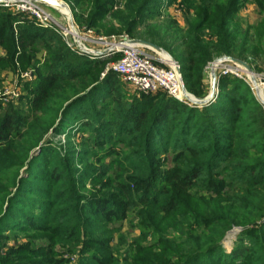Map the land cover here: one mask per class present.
<instances>
[{
  "label": "trees",
  "instance_id": "trees-1",
  "mask_svg": "<svg viewBox=\"0 0 264 264\" xmlns=\"http://www.w3.org/2000/svg\"><path fill=\"white\" fill-rule=\"evenodd\" d=\"M199 2L202 11L185 31L176 29L149 38L178 64L185 90L196 99L204 97L202 75L209 63L219 57L245 61L249 57L257 58L264 40V34H251L249 29L242 31L233 22L236 14L233 0ZM90 4L89 25H92L99 10L96 1ZM146 8L143 2L138 11ZM44 36L56 38L58 46L54 49L43 46ZM0 45H4L10 55L4 60L21 66L27 63L29 52L45 48L49 54L43 67H35L36 79L27 116L6 112L0 119V172L5 170L4 184L0 181V231L37 229L25 214L26 207H35L28 197L43 194L47 199L49 194L52 199L50 190L41 189L56 186L62 178L46 136L72 131V120H80L82 131L93 130L90 123L96 119L92 114L88 123V112L92 110L89 107L91 103L114 100L119 78L111 72L103 78L100 76L107 61L117 58L94 62L78 56L51 31L37 27L23 15L1 8ZM137 103L140 110L126 122L131 123L135 132L144 127L149 132L162 130L163 137L156 143L166 144V147L171 143L175 151L176 165L160 178L159 195L186 194L198 188L199 182L195 183L198 180L206 184L204 190L209 195L206 203L198 208L204 218L205 231L209 228L213 231L191 240L189 250L184 256H177L180 258L175 264H203V260L208 261L207 264H247L251 249L264 253V224L259 234L253 236L249 248H242L239 243L225 255L220 244L230 228L237 226L243 229L242 235L248 234L249 228L264 218V197L260 194L264 185V110L248 87L237 78L220 77L215 97L199 109L161 93L143 97ZM124 113V117L131 114ZM102 124L107 133L113 131L112 124L109 126L105 121ZM205 140L207 144H203ZM63 162L59 160L62 167ZM24 166L26 177L20 178ZM230 181L242 186L234 204H211L213 199L221 198L224 190H229ZM13 189L16 194L12 198ZM253 192L256 194L252 195ZM249 199L256 208L253 212L246 210L252 208L251 204H246ZM128 205L124 202L116 212H110L106 204H93V216L111 223L124 217ZM95 264L103 263L95 261Z\"/></svg>",
  "mask_w": 264,
  "mask_h": 264
},
{
  "label": "rangeland",
  "instance_id": "rangeland-1",
  "mask_svg": "<svg viewBox=\"0 0 264 264\" xmlns=\"http://www.w3.org/2000/svg\"><path fill=\"white\" fill-rule=\"evenodd\" d=\"M59 1L68 7L75 30L82 36L85 31L91 32L88 35L91 39L126 36L130 40L153 46L156 45L149 40L153 34L162 35L176 29L183 32L196 21L197 14L202 11L199 0ZM92 1H96L99 11L94 23L89 25ZM218 1L222 3L225 0ZM233 1L236 10L233 22L242 31L249 29L251 34H264V0ZM143 2L147 4L146 10L138 11ZM45 10L60 27H67V20L56 7L52 8L53 11L47 8ZM44 37L43 46L51 49L58 46L56 38ZM4 48V45H0V60H3L0 61V119L6 112L25 117L29 111V100L36 79L35 67H43L46 63L43 61H46L49 54L45 48L29 52L27 63L21 66L4 60L10 56ZM222 58L224 57L214 59L204 68L202 86L205 94L199 100L210 94L211 65ZM91 60L103 61L97 58ZM239 61L252 71L260 96L264 100V40L260 44V55L257 58L249 57L246 61ZM107 62L104 70L110 63ZM230 67V63H224L216 69L217 82L220 77L237 78L255 97L250 76L242 72H228ZM115 85L118 90L113 95L114 100L91 103L89 109L92 110L88 112L87 118L88 123L92 114L96 119L90 123L92 131L80 130V120H72V131H61L57 135L49 133L46 136L50 141V148L54 150L62 178L56 186L53 184L51 188L43 186L41 189L50 190L52 199L49 194L47 199L43 198V194L28 197L35 207H26L25 214L37 229L0 231V264H95V261L103 264H175L180 258L177 256H184L194 239L213 231V228L205 231L204 218L198 208L209 197L204 190L206 184L202 185L201 180H198L195 182H199L198 188L186 194L170 193L165 197L160 196V178L175 167V151L171 148V143L168 147L166 144L164 146L163 143H156L163 137L162 130L149 132L144 127L140 132H135L131 123L126 122L132 114L140 110L137 102L143 97L148 98L155 94L135 93L121 81ZM216 93L217 88L213 98ZM183 104L191 108H201L186 101ZM124 112L131 114L124 117ZM104 121L109 126L112 124L111 133L102 128ZM207 143L208 140L203 142ZM59 160L64 161L63 167ZM25 171L24 166L20 171V178L26 177ZM4 172L3 169L0 172V181L3 184ZM228 187L229 190L221 193V198H211V204H230L242 190V186L232 181L228 182ZM262 187L260 194L264 197V185ZM11 193L13 198L16 189ZM56 195L60 197L56 198ZM124 202L129 205L120 220L106 223L93 216V204H106L110 212H116L120 209L119 204ZM152 204H156L158 208ZM246 204H251L253 208L246 210L253 212L256 209L250 199ZM263 224L264 218L257 221L256 226H249V233L243 235L240 227L230 228L222 237V252L229 255L239 243L240 247L249 248L254 241L253 236L259 234ZM193 250L195 249H190ZM249 253L250 261L247 264H264V253L255 249H251ZM202 262L208 263L205 260Z\"/></svg>",
  "mask_w": 264,
  "mask_h": 264
},
{
  "label": "built area",
  "instance_id": "built-area-1",
  "mask_svg": "<svg viewBox=\"0 0 264 264\" xmlns=\"http://www.w3.org/2000/svg\"><path fill=\"white\" fill-rule=\"evenodd\" d=\"M0 8L33 20L39 28L53 31L60 37L65 46L78 56L100 60L117 58L105 67L101 78L111 72L121 82L130 86L135 93L144 95L161 93L168 98L183 103L176 68L167 63L164 58L155 53L146 52L142 47L133 44V40L128 39L126 36L91 39L88 36L91 34L89 31H85L83 36L78 32L73 36L68 25L67 27H60L45 10L46 8L52 10L51 8L30 0H0ZM62 17L66 20L64 16ZM75 39L81 43L84 50L103 53V55L100 57L84 55L76 46ZM178 69L180 70L179 66ZM229 69L231 70L228 72L231 73L240 72L232 65Z\"/></svg>",
  "mask_w": 264,
  "mask_h": 264
},
{
  "label": "water",
  "instance_id": "water-1",
  "mask_svg": "<svg viewBox=\"0 0 264 264\" xmlns=\"http://www.w3.org/2000/svg\"><path fill=\"white\" fill-rule=\"evenodd\" d=\"M30 1L37 2L38 4H40L42 6L49 7L51 9L54 7H61L62 9H64L66 12V15H67L66 20L68 23V28H69V30L73 36L76 35V30L74 27V22L72 20L71 13H70L68 7L64 3H61V2L56 1V0H30ZM132 42L135 45H138L140 47H143V48H146V49L153 51L156 55L164 58L167 61V63H169L170 65H172L176 68L177 77H178V80H179V83L181 86L182 98L184 101L188 102L190 105L197 106V107H203V106H206L211 101V99L213 98V95L215 93V89L217 88L216 69L221 67V65L224 63H230L232 65V67H234L237 70H239L240 72L246 73L248 76H250V81H251V83L255 89V97H256L258 103L262 106V108L264 110V100L260 96V92L258 90L254 76L252 75V71L243 62L236 60V59H232V58H226V57L215 61L211 65V71H210V88H211L210 94L206 98L199 100V99H196V98L188 95L187 91L185 90L183 77H182L180 70L178 69L177 63L164 50H162L156 46H153L151 44H148V43H144V42H140V41H132ZM75 43H76V46L78 47V49L84 55L91 56V57H100L103 55V53L90 52V51L84 50L83 48L80 47L79 41L77 39H75Z\"/></svg>",
  "mask_w": 264,
  "mask_h": 264
},
{
  "label": "bare ground",
  "instance_id": "bare-ground-1",
  "mask_svg": "<svg viewBox=\"0 0 264 264\" xmlns=\"http://www.w3.org/2000/svg\"><path fill=\"white\" fill-rule=\"evenodd\" d=\"M60 12H62V16H64L65 18H67V15H66V12H65V10L64 9H62L61 7H56ZM79 44H80V47L82 48V45H81V43L79 42Z\"/></svg>",
  "mask_w": 264,
  "mask_h": 264
}]
</instances>
